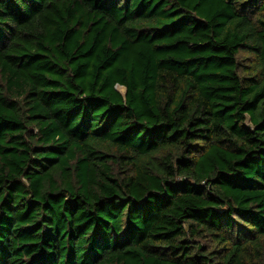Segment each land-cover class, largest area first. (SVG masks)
Masks as SVG:
<instances>
[{
    "label": "trees",
    "instance_id": "obj_1",
    "mask_svg": "<svg viewBox=\"0 0 264 264\" xmlns=\"http://www.w3.org/2000/svg\"><path fill=\"white\" fill-rule=\"evenodd\" d=\"M0 264H264V0H0Z\"/></svg>",
    "mask_w": 264,
    "mask_h": 264
},
{
    "label": "rangeland",
    "instance_id": "obj_2",
    "mask_svg": "<svg viewBox=\"0 0 264 264\" xmlns=\"http://www.w3.org/2000/svg\"><path fill=\"white\" fill-rule=\"evenodd\" d=\"M117 88H118V89H119V91H120V92H122V93H123V92H124V90H125V89H124L123 87H121V86H118Z\"/></svg>",
    "mask_w": 264,
    "mask_h": 264
}]
</instances>
